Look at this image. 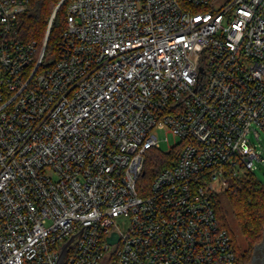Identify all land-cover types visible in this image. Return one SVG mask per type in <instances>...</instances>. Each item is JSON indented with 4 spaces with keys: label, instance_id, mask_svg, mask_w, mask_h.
I'll return each instance as SVG.
<instances>
[{
    "label": "built area",
    "instance_id": "1",
    "mask_svg": "<svg viewBox=\"0 0 264 264\" xmlns=\"http://www.w3.org/2000/svg\"><path fill=\"white\" fill-rule=\"evenodd\" d=\"M29 10L0 0V264H239L212 195L264 161V0H69L48 64Z\"/></svg>",
    "mask_w": 264,
    "mask_h": 264
},
{
    "label": "trees",
    "instance_id": "2",
    "mask_svg": "<svg viewBox=\"0 0 264 264\" xmlns=\"http://www.w3.org/2000/svg\"><path fill=\"white\" fill-rule=\"evenodd\" d=\"M61 2L62 0H30V10L20 16L14 31L18 39L26 42L35 41L40 52L50 29L44 64L57 58L58 43L66 29L69 0H65L60 5ZM177 155L178 149L171 151L160 148L150 149L146 156L142 182L148 186L160 171L176 162ZM225 193L231 213L247 243L246 250L241 249L230 228L228 211L223 206L219 193L212 195L216 213L221 225L233 236L239 264H248L256 246L264 240V184L252 172H244L229 179Z\"/></svg>",
    "mask_w": 264,
    "mask_h": 264
},
{
    "label": "rangeland",
    "instance_id": "3",
    "mask_svg": "<svg viewBox=\"0 0 264 264\" xmlns=\"http://www.w3.org/2000/svg\"><path fill=\"white\" fill-rule=\"evenodd\" d=\"M256 129L260 132L259 139L255 137L254 133H252V134H250V140L256 144L258 153L264 159V130L259 129V128H256ZM158 134H159V139L161 141L160 149H162L164 151H169L171 146H174L177 143H180V140L176 141L172 135H170V142L169 143L165 142L164 138L166 136V130H159ZM252 173L257 177V179H259L264 184V161L263 162L256 161L255 162V169ZM221 184H222V182L220 180H218L216 182V186H217L216 190L220 194L223 206L228 211L227 217H228V222H229L230 228H231L232 232L234 233V235L237 239V242H238L239 246L241 247V249L246 250L247 249V243H246L244 237L242 236V234L240 233L236 219L234 218L233 214L231 213V207H230L229 202L226 198L225 189L223 188V186ZM253 256L256 257V261L254 263H252ZM261 258H262L261 253L259 251L257 252V250H256V252L255 251L253 252L252 257L249 260V263L262 264V261H264V259L262 258V260H261ZM263 264H264V262H263Z\"/></svg>",
    "mask_w": 264,
    "mask_h": 264
},
{
    "label": "water",
    "instance_id": "4",
    "mask_svg": "<svg viewBox=\"0 0 264 264\" xmlns=\"http://www.w3.org/2000/svg\"><path fill=\"white\" fill-rule=\"evenodd\" d=\"M64 1H65V0H62V2L60 3V5H61ZM60 5L58 6V8L60 7ZM49 33H50V29H49L48 34H47L46 44H47V41H48V38H49ZM117 239H118L117 234H114V237H113V238H110V239H109V242H110V243H113V242H115ZM71 241H72V239H70V240L64 245V247H63V249H62V252H61L60 260H59L58 263L63 262V259H64V257L66 256V253H67L68 245L71 243ZM258 247H259V245L256 246L255 251H256V249H257ZM255 261H256V257L253 256V258H252V263H254ZM263 262H264V261H263ZM263 262H262V264H263ZM252 263H248V264H252Z\"/></svg>",
    "mask_w": 264,
    "mask_h": 264
},
{
    "label": "flooded vegetation",
    "instance_id": "5",
    "mask_svg": "<svg viewBox=\"0 0 264 264\" xmlns=\"http://www.w3.org/2000/svg\"><path fill=\"white\" fill-rule=\"evenodd\" d=\"M256 250H257V252L259 251L261 253L262 258L264 259V240L262 241V243L259 245V247ZM262 258H261V260H262Z\"/></svg>",
    "mask_w": 264,
    "mask_h": 264
}]
</instances>
